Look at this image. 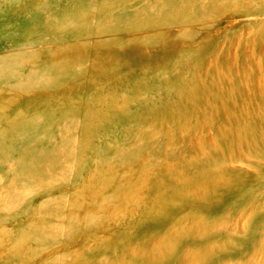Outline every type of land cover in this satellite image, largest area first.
Returning <instances> with one entry per match:
<instances>
[{
	"label": "rangeland",
	"instance_id": "374dc122",
	"mask_svg": "<svg viewBox=\"0 0 264 264\" xmlns=\"http://www.w3.org/2000/svg\"><path fill=\"white\" fill-rule=\"evenodd\" d=\"M0 264H264V0H0Z\"/></svg>",
	"mask_w": 264,
	"mask_h": 264
}]
</instances>
